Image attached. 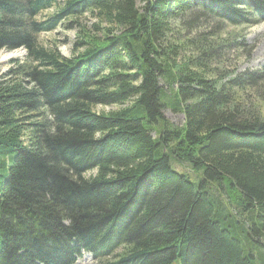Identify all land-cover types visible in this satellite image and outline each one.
Segmentation results:
<instances>
[{"label":"trees","instance_id":"obj_1","mask_svg":"<svg viewBox=\"0 0 264 264\" xmlns=\"http://www.w3.org/2000/svg\"><path fill=\"white\" fill-rule=\"evenodd\" d=\"M86 15L71 57L39 43ZM187 18L253 27L264 0H0V51L25 50L0 75V264H264V116L242 103L264 69L218 76L210 39L181 62Z\"/></svg>","mask_w":264,"mask_h":264},{"label":"rangeland","instance_id":"obj_2","mask_svg":"<svg viewBox=\"0 0 264 264\" xmlns=\"http://www.w3.org/2000/svg\"><path fill=\"white\" fill-rule=\"evenodd\" d=\"M52 14V10L43 13L39 19L43 20ZM73 28L68 29V25ZM95 24V19L91 16H83L76 23L71 24L70 21H63L61 25L49 33L38 36V41L43 46L49 48H56L60 54L66 58L72 56V46L76 41V37L80 30H90ZM173 40L184 43L181 54V62L196 58L197 53L186 45V42L195 46L199 44L204 45L205 39L215 44L211 46V51L208 52L210 60L213 63L212 70H216L220 75L233 76L244 72H256L264 69V21L253 27H233L221 22H216L210 19L198 18L192 21L187 18L185 20H177L172 23ZM199 45V46H201ZM22 51V50H21ZM12 52V51H11ZM21 58L8 59L5 62H0V75L4 74L12 60L22 61L25 58V53ZM10 53L8 51H0V56ZM184 58V59H183ZM183 59V60H182ZM260 89H253L244 94L242 103L247 112L258 111L260 115L264 116V84L259 85ZM259 91V92H258ZM258 92V93H257ZM262 95L263 98L260 96ZM117 107H97L96 113H110L115 111ZM254 110V111H251ZM165 120L173 126H181L184 122L181 113H173L170 110L163 112ZM177 169L183 173L190 174V171L185 166L175 164ZM75 264H96L90 255H83Z\"/></svg>","mask_w":264,"mask_h":264},{"label":"bare ground","instance_id":"obj_3","mask_svg":"<svg viewBox=\"0 0 264 264\" xmlns=\"http://www.w3.org/2000/svg\"><path fill=\"white\" fill-rule=\"evenodd\" d=\"M23 56V52L21 50H15L10 53H5L0 56V62H5L8 59H15V58H21Z\"/></svg>","mask_w":264,"mask_h":264},{"label":"water","instance_id":"obj_4","mask_svg":"<svg viewBox=\"0 0 264 264\" xmlns=\"http://www.w3.org/2000/svg\"><path fill=\"white\" fill-rule=\"evenodd\" d=\"M20 50L24 51V53H25V50L24 49H20Z\"/></svg>","mask_w":264,"mask_h":264}]
</instances>
